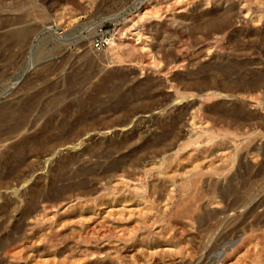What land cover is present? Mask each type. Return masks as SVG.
<instances>
[{
  "label": "rangeland",
  "instance_id": "374dc122",
  "mask_svg": "<svg viewBox=\"0 0 264 264\" xmlns=\"http://www.w3.org/2000/svg\"><path fill=\"white\" fill-rule=\"evenodd\" d=\"M225 13L221 29L208 22ZM226 67L237 84L264 76V0H0V260L264 264V87L243 100L177 99ZM104 69L118 74L108 85ZM140 84L154 91L139 96ZM85 124L76 142L27 153L25 136ZM92 142L126 144L106 159ZM120 158L125 176L104 175ZM90 164L92 176L80 169ZM78 182L80 200L69 191ZM11 241L14 257L1 247Z\"/></svg>",
  "mask_w": 264,
  "mask_h": 264
},
{
  "label": "bare ground",
  "instance_id": "6f19581e",
  "mask_svg": "<svg viewBox=\"0 0 264 264\" xmlns=\"http://www.w3.org/2000/svg\"><path fill=\"white\" fill-rule=\"evenodd\" d=\"M209 17V16H208ZM231 19H232V17H231V15L230 14H227V13H225V14H218V15H215V16H210V19H209V23H210V25L212 26V27H215V28H218V29H221L222 28V26H224V25H227V24H229V23H231ZM11 30V29H10ZM109 43L110 44H113V39H109ZM239 49V48H238ZM92 51H88V52H86L82 57H83V59H85L84 61H86V62H88V63H94V62H96V60H97V57L95 56V55H93L92 53H91ZM122 54V53H121ZM122 58V57H121ZM120 59V58H119ZM108 61V60H107ZM127 62V61H126ZM221 63V62H220ZM235 66V65H234ZM227 67H230L229 65L227 66ZM227 67H226V70H222L223 72H221L220 73V76H217V77H215L213 80H211V79H209V78H203L202 77V79L201 78H198V79H193V80H195V82L189 87V89H192V91L191 92H187V93H185V92H178V97H177V99H182V98H188V97H193V96H197V97H200L201 98V100L204 102V103H206V102H209V101H212V100H216V99H218L219 100V98L222 96V98L223 97H225V96H229V97H234V96H236L238 99H241V100H243L244 98H245V95L246 94H251V93H254V92H256V91H258V90H260L262 87H264V76H258V77H253V78H249V79H246V77H244V78H239V84H237V82L236 83H234L233 81H232V79H230L229 80V78H230V76H229V74L230 73H232V68H228L227 69ZM45 68V67H44ZM238 68V67H237ZM222 69V68H221ZM220 69V70H221ZM234 70H236V69H233V71ZM233 74H234V72H233ZM236 74V73H235ZM117 72H116V69L115 70H103V73H102V76H101V80H99L100 81V83H107V85L110 83V82H114V80L117 78ZM242 76V75H241ZM123 78V77H122ZM125 79V78H124ZM121 80V79H120ZM93 82V81H92ZM121 82H124V81H121ZM120 82V83H121ZM126 82V81H125ZM128 82V81H127ZM186 82V81H185ZM189 82V81H188ZM71 83V82H70ZM90 83H91V81H90ZM149 83V82H148ZM147 83V84H148ZM116 84V83H115ZM144 84V83H143ZM151 84V83H150ZM163 84V83H162ZM189 84V83H188ZM72 85V84H71ZM92 85V84H91ZM101 85V84H100ZM100 85H97V86H100ZM106 85V84H105ZM104 85V86H105ZM122 85V84H121ZM139 85V84H138ZM141 85V84H140ZM155 85V84H154ZM113 86V85H112ZM111 86V87H112ZM124 86V85H123ZM144 86V85H143ZM147 87H145V88H143L142 87V85H141V87L142 88H140V89H142L140 92H139V96H140V93L142 94V93H145L146 91H150V90H152L153 89V91H154V87H153V85H146ZM157 86H159V85H157ZM236 86H239L241 89H240V91H237V90H235V87ZM89 87H90V85H89ZM114 87H115V85H114ZM138 87V86H137ZM96 88V87H95ZM98 88V87H97ZM101 88V87H100ZM113 88V87H112ZM124 88V87H123ZM93 89V88H92ZM114 89V88H113ZM118 89V88H117ZM122 89V88H121ZM139 89V90H140ZM160 89V88H159ZM91 90V89H90ZM90 90H88V91H90ZM138 90V89H137ZM193 90L194 91H196V92H193ZM107 92H109L108 91V89L106 90ZM110 91H111V89H110ZM133 91H135V90H133ZM188 91V90H187ZM190 91V90H189ZM93 92V91H92ZM99 92V91H98ZM107 92H103V95H106L107 96V94H104V93H107ZM116 92V91H115ZM147 92V93H148ZM238 92V93H237ZM88 93V92H87ZM94 93V92H93ZM101 93H102V91H101ZM152 93V92H151ZM197 93V94H196ZM89 94V93H88ZM87 94V95H88ZM99 94V93H98ZM123 94V93H122ZM125 94V93H124ZM129 94H131V93H129ZM92 94H90V96H91ZM94 95V94H93ZM102 95V96H103ZM108 95H109V93H108ZM143 95H145V94H142V96ZM89 96V95H88ZM90 96H89V99H90ZM128 96V98H129V95H127ZM127 96L125 97L124 96V98L126 99L127 98ZM131 96V95H130ZM134 96V95H133ZM132 96V97H133ZM154 96V95H153ZM96 97H98V96H95V98ZM112 97V96H111ZM121 97V96H120ZM138 97V96H137ZM145 97H146V95H145ZM144 97V98H145ZM152 97V96H151ZM150 97V98H151ZM91 98H92V96H91ZM100 98V97H99ZM107 98H110V97H107ZM106 98V99H107ZM114 98V97H113ZM123 98V97H122ZM131 98V97H130ZM139 98V97H138ZM148 98H149V95H148ZM103 98H100V100H102ZM105 99V100H106ZM141 99V101L142 100H144V99H142V98H140ZM95 100V99H94ZM96 100H97V98H96ZM100 100H98V101H100ZM133 100V99H132ZM135 100V99H134ZM149 100V99H148ZM151 100H152V98H151ZM179 100V101H180ZM93 101V100H92ZM109 101H111V100H109ZM108 101V102H109ZM94 102H96V101H94ZM102 102V101H101ZM91 103V102H90ZM90 103H89V105H90ZM100 103V102H99ZM104 103L106 104L107 102L106 101H104ZM122 103V102H121ZM96 104V103H95ZM160 104V103H159ZM164 104V103H163ZM229 104V103H228ZM157 104H155V106H156ZM162 105V104H161ZM166 105V104H165ZM169 105V104H168ZM75 106V105H74ZM94 106V105H93ZM99 106H100V104H99ZM96 107V106H95ZM94 107V108H95ZM107 107H109V109H111L110 108V106H107ZM158 107V106H157ZM82 108V107H81ZM84 108V107H83ZM99 108V107H98ZM101 108V107H100ZM106 107H104V109H105ZM115 108V111H116V107H114ZM150 108V110L149 111H151V109H153V108H156V107H153V108H151V107H149ZM97 109V108H96ZM103 109V110H104ZM118 109H120V108H118ZM124 109V108H123ZM81 111H82V109H80ZM98 110V109H97ZM103 110H101V111H103ZM125 110V109H124ZM221 110V109H220ZM219 110V111H220ZM84 112H82V113H80V119H83V118H86L88 115H89V113L91 114V112H92V110L90 111V107H89V109L85 112V110H83ZM90 111V112H89ZM93 111H95L96 112V110H93ZM111 111V110H110ZM146 111V110H145ZM240 111V110H239ZM71 112V111H70ZM76 112H78V110L76 111ZM98 112V111H97ZM104 112V111H103ZM225 112H227V110L226 111H224V112H217V114H219V113H221V115H228V113H225ZM73 113V112H72ZM79 113V112H78ZM129 113V112H128ZM170 113H171V111H170ZM92 114H94V113H92ZM134 114H136L135 113V111H134ZM210 114H212V113H210ZM233 114V113H232ZM235 114H239V112H237L236 111V113ZM231 115V114H229L228 115V117L229 116H232V120H234L235 122V124H239L242 120H243V118L245 117V116H241V115ZM241 114V113H240ZM76 116H77V114H76ZM96 116V115H95ZM72 117V116H71ZM131 117V116H130ZM133 117V116H132ZM227 117V116H226ZM230 118V117H229ZM76 119H78V118H76ZM204 119H206V117L204 118ZM79 120V119H78ZM244 120H245V118H244ZM83 121H84V119H83ZM82 121V122H83ZM126 121V120H125ZM77 122V121H76ZM85 122V121H84ZM86 123V122H85ZM74 124V123H73ZM72 124V125H73ZM83 125H84V123H82ZM175 124H176V122H175ZM175 124H173V125H175ZM76 125V124H75ZM82 125V126H83ZM177 125L179 126L180 124H178L177 123ZM78 126V125H77ZM81 126V127H82ZM89 126V125H88ZM176 126V125H175ZM87 127V125L85 124V126H84V128H85V130L84 131H80V133L77 135L76 133H74V134H76V135H74L73 136V133H69L68 135H67V133L65 132L64 133V131L66 130H63V131H61L60 129V131H61V133H56V134H54V132L56 131V130H54L53 131V133L51 132L52 130H47V129H40L41 131H37V133L36 134H34L33 136L32 135H28V136H25V140H27V141H31V146L29 147V152H27L28 154L29 153H33V152H44V151H49V150H51L52 148L53 149H56L57 147H59V146H65V145H67V144H69V143H73L74 141L76 142V140H79L80 139V137L83 135V134H85L86 132H87V130L89 131L91 128H86ZM123 127V126H122ZM70 128V127H69ZM75 128H76V126H75ZM172 128H173V126L170 128V129H167V130H165L163 133H162V137L164 136V137H166L167 136V138H168V134L170 133V132H172ZM175 128V127H174ZM24 129V128H23ZM31 129H32V127H31ZM73 128H71V130H72ZM80 129V128H79ZM58 130V131H59ZM68 130V129H67ZM71 130H69V131H71ZM78 130V129H77ZM175 130V129H174ZM224 130V129H223ZM140 131V130H139ZM257 131V130H256ZM64 134H63V133ZM72 132V131H71ZM82 132V133H81ZM174 132V131H173ZM221 132V131H220ZM259 132V131H258ZM231 133V132H230ZM229 133V134H230ZM234 133V132H233ZM66 134V135H65ZM141 134V133H140ZM171 135V134H170ZM169 135V136H170ZM173 135V134H172ZM171 135V136H172ZM174 135H175V133H174ZM174 135H173V137H174ZM196 135V134H195ZM230 135H232V134H230ZM209 138V137H208ZM164 139V138H163ZM198 139V138H197ZM109 140V139H108ZM162 140V139H161ZM161 140H160V144L162 143L161 142ZM233 140V139H232ZM159 141V140H158ZM163 141V140H162ZM128 143V142H127ZM187 143V142H186ZM185 143V144H186ZM75 144V143H74ZM124 144H126V143H123L122 142V144L120 143H113V144H107L106 145V147L105 148H103L104 146H100V145H98V144H94L93 142H92V144L91 145H94V148L91 150V154H92V156H103V157H109L110 158V152L111 151H113V150H115V149H118L119 148V145H124ZM182 144V143H181ZM102 145V144H101ZM188 145H190V142L189 143H187L186 145H185V147H187ZM74 146V145H73ZM181 146V145H180ZM246 146V145H245ZM27 148V147H26ZM119 150V149H118ZM50 152V151H49ZM115 152V151H114ZM112 153V152H111ZM25 154V153H24ZM18 156V155H17ZM16 156V157H17ZM20 156V155H19ZM29 156V155H28ZM26 158V157H25ZM112 158H114V157H112ZM74 159H75V157H71V160L72 161H74ZM107 159V158H106ZM125 160H127V159H125ZM123 158H120L119 160H115V161H112L109 165H107L105 168H103V173H104V175H108L109 177H123V176H125V174L124 173H126L128 170H127V166H126V161H125ZM163 161H162V164L163 163H165L166 161H167V158L166 157H163V159H162ZM19 161V160H18ZM22 161V160H21ZM24 161V160H23ZM128 162V161H127ZM75 163V162H74ZM18 164V163H17ZM73 164V163H72ZM18 165H20V164H18ZM82 165V164H81ZM21 166V165H20ZM27 166V165H26ZM222 166V165H221ZM21 168V167H20ZM97 168V164H96V166H95V164H94V166H93V164L91 165L90 164V166H84L83 168H81L80 167V169H81V172L82 173H90L91 174V176H92V173H95V169ZM15 169V168H14ZM100 169H102V167L100 168ZM13 170V169H12ZM220 170V169H219ZM64 171V170H63ZM12 172V171H11ZM62 172V171H61ZM61 172L60 173H58V174H60L61 175ZM80 172V171H79ZM98 173V172H97ZM63 175V174H62ZM66 175V174H65ZM93 175H98V174H93ZM63 177V176H62ZM97 177V176H96ZM201 179V178H200ZM87 180V179H86ZM21 181V180H20ZM59 181V180H58ZM61 181V180H60ZM83 181H84V179H83ZM62 182V181H61ZM75 183V182H74ZM73 183V184H74ZM72 184V183H71ZM71 184H70V186H71ZM72 184V185H73ZM86 185V184H85ZM70 186H67L66 188H68V187H70ZM55 188H56V186H55ZM57 190V189H56ZM70 192H71V194H73V195H77V199L78 200H80L83 196L85 197V195L87 194V190L85 189V186L83 185V183L81 182V183H76V184H74L71 188H70V190H69ZM68 191V192H69ZM59 192V191H58ZM58 192H56V194L58 193ZM65 193V192H64ZM55 194V195H56ZM50 196V195H49ZM65 196V195H64ZM200 196V195H199ZM36 197V196H35ZM51 197H54L55 198V196H51ZM51 197H49L50 199H51ZM87 197V196H86ZM34 198V197H33ZM41 198V197H40ZM56 198L57 199H60L61 198V195H57L56 196ZM53 199V198H52ZM75 199V198H74ZM44 200V199H43ZM37 201V200H36ZM46 202V201H45ZM48 202V201H47ZM37 206V205H36ZM35 206V207H36ZM187 206V205H186ZM193 206V205H192ZM36 209V208H35ZM34 209V210H35ZM185 209H187V208H185ZM33 210V211H34ZM37 210V209H36ZM35 210V211H36ZM31 213L32 212H29V213H27V217H29L30 215H31ZM27 217H25V218H27ZM21 233V232H20ZM18 239V238H17ZM16 239V240H17ZM14 241V240H13ZM2 244V243H1ZM1 247H3L2 248V250H3V252L5 253V255H7V256H9V257H14L15 256V254H16V250H17V248H18V246H17V241H15L14 243H12V241H11V244L9 245V246H1ZM259 260V259H258ZM0 264H5V261L4 260H0Z\"/></svg>",
  "mask_w": 264,
  "mask_h": 264
},
{
  "label": "built area",
  "instance_id": "2783aa9c",
  "mask_svg": "<svg viewBox=\"0 0 264 264\" xmlns=\"http://www.w3.org/2000/svg\"><path fill=\"white\" fill-rule=\"evenodd\" d=\"M108 44V38L107 37H98L95 39V41H93V46L95 49H102L103 47H105Z\"/></svg>",
  "mask_w": 264,
  "mask_h": 264
}]
</instances>
